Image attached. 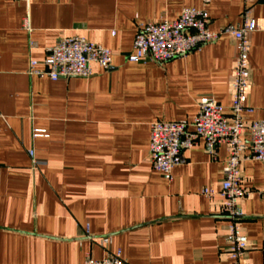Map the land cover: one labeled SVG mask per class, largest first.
Segmentation results:
<instances>
[{"label": "crops", "instance_id": "crops-1", "mask_svg": "<svg viewBox=\"0 0 264 264\" xmlns=\"http://www.w3.org/2000/svg\"><path fill=\"white\" fill-rule=\"evenodd\" d=\"M184 7L205 10L212 31L241 25L247 11L255 19L253 111L243 116L264 120V0H0V264H83L105 256L104 236L126 264H230L218 194L227 147L213 156L199 139L170 181L149 147L152 123L192 121L201 97L230 111L236 39L224 31L165 63L126 58L138 23L175 20ZM65 35L111 49V67L57 80L30 74V61L45 68L47 49ZM242 183L243 260L264 264L260 161L243 162Z\"/></svg>", "mask_w": 264, "mask_h": 264}, {"label": "built area", "instance_id": "built-area-1", "mask_svg": "<svg viewBox=\"0 0 264 264\" xmlns=\"http://www.w3.org/2000/svg\"><path fill=\"white\" fill-rule=\"evenodd\" d=\"M25 25L28 28L27 20ZM256 28L255 19L247 11L241 25H228L223 30L212 31L205 10L184 7L175 20L138 23L132 52L126 57L130 62L165 63L201 49L218 39L224 31L236 39L238 54L232 67L230 111L227 113L213 96L201 97L192 121L159 120L152 123L149 147L153 168L168 181L172 179L173 169L181 164L182 153L191 149L199 139L204 140L213 156L217 155L220 145L227 147L225 175L218 194L229 221L225 240L230 264H246L243 256L249 242L240 222L244 216L241 202L249 193L242 183V164L245 160L254 159L264 166V120H247L243 116V113L253 111L248 103L252 74L249 54L250 34ZM112 61L111 49L83 36L65 35L47 49L45 68H37L39 62L31 60L29 73L47 76L51 80L89 77L93 74V64L109 69ZM37 135L39 133H35ZM29 155L34 159L33 149L29 150ZM33 162L40 164L35 159ZM203 192L211 197L214 194L213 189H204ZM100 242L105 256L96 259L88 255L83 264H126L120 250L113 251L107 246L111 242L109 236L102 237Z\"/></svg>", "mask_w": 264, "mask_h": 264}]
</instances>
